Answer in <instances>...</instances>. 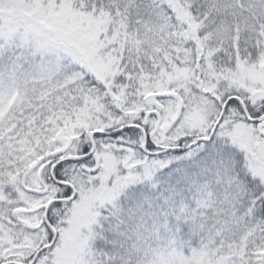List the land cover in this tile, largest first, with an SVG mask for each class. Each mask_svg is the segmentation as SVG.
<instances>
[{
    "label": "snow or ice",
    "instance_id": "6c2138e0",
    "mask_svg": "<svg viewBox=\"0 0 264 264\" xmlns=\"http://www.w3.org/2000/svg\"><path fill=\"white\" fill-rule=\"evenodd\" d=\"M0 264H264V0H0Z\"/></svg>",
    "mask_w": 264,
    "mask_h": 264
}]
</instances>
